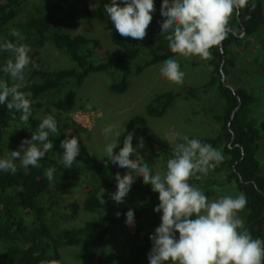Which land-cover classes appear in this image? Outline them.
Wrapping results in <instances>:
<instances>
[{
	"label": "trees",
	"instance_id": "obj_1",
	"mask_svg": "<svg viewBox=\"0 0 264 264\" xmlns=\"http://www.w3.org/2000/svg\"><path fill=\"white\" fill-rule=\"evenodd\" d=\"M27 1L0 0V40L24 43L31 48L21 90L30 92L33 101L27 125H21L20 113L0 105V158H4L5 151L19 146L22 139L30 138L36 131L41 121L37 117L40 110L53 108L57 115H64L71 126L83 130L68 115L82 108L76 103V89L90 74L101 72L111 78L116 74L108 89L123 93L128 88L130 74L129 69L122 68L123 65L142 55L143 62L134 70L140 73L146 67L177 55L170 51L166 34L161 32L145 35L142 41L122 37L106 16L104 5L107 0H56L33 7L22 20H18ZM78 4L84 19H105L112 43L121 48L119 54L105 49L97 38L62 31L64 24L75 19ZM263 22L261 0H247L238 13L234 11L230 16L226 38L209 49L210 58L193 56L207 65L208 80L197 86L167 90L154 96L146 107L148 116L161 118L177 98L197 99L213 93L212 105L196 112L218 124L216 133L189 138L200 139L221 149L223 159L207 175L198 173L199 178L190 177L188 182L203 190L207 197L214 195V188L227 185L238 194L243 193L247 203L238 216L252 237L261 239H264V168L256 159V153L260 143L264 142V116H260L256 108L260 104L259 93L264 92V38L258 39V51L252 52L246 37H259ZM14 29L23 35L22 41L10 35ZM242 29L243 36L240 37ZM48 44L66 55L73 67L47 69L42 50ZM9 58L10 53L0 52V65ZM237 63H240L238 72L243 84L233 88L225 81L228 75L226 66L235 67ZM0 80L11 83L10 77L2 72ZM256 83L262 84L254 87ZM129 133L133 135L136 154L146 151L153 159L165 162L172 157L173 152L150 135L142 115H135L126 122L114 152L123 146L124 137ZM71 136L78 138L80 154L72 167L64 168L60 143ZM50 139L53 149L39 161L40 167L24 168L16 164L15 174L0 172V264H61V250L64 248L75 249L78 259L87 258L94 264H148L152 242L146 229L156 224L159 212H154L153 208L159 203L158 193L137 177L124 202L117 205L111 199L116 190L117 165L108 162L106 156L97 158L90 154L78 134L65 132L61 127L59 134L50 136ZM140 142L142 148H138ZM48 168L56 169L51 181L45 176ZM214 174L221 178H215ZM52 183L62 189L80 187L86 194L83 210L96 214L98 218L70 228L52 224L48 212L60 205L58 195L48 200L44 197ZM102 189L104 203L101 205L98 197ZM129 211L134 214L135 224L131 233L132 247L124 257L109 250L107 238L113 229L125 222V214Z\"/></svg>",
	"mask_w": 264,
	"mask_h": 264
},
{
	"label": "clouds",
	"instance_id": "obj_2",
	"mask_svg": "<svg viewBox=\"0 0 264 264\" xmlns=\"http://www.w3.org/2000/svg\"><path fill=\"white\" fill-rule=\"evenodd\" d=\"M247 0H161L163 23L160 32L166 34L171 52L183 57L199 56L208 59L209 49L219 45L228 32V21L234 11ZM104 11L122 37L142 41L146 35L154 11L153 0H110ZM10 35L22 41L23 35L12 30ZM30 46L11 40H0V52H8L11 58L0 65V72L11 79V83L0 80V105L9 111L20 113L21 125H27L32 115L31 93L24 92L25 69L30 63ZM160 76L176 84L183 82L184 72L175 59H168L160 67ZM125 131L107 125L103 135L110 141L103 153L108 162L127 170L130 174L115 175L116 190L111 199L117 204L124 202L137 177L151 190L158 193L159 203L154 212H160V224L149 235L151 249L148 264H264V239L253 238L238 213L246 206L243 193L224 195L210 200L203 190L191 185L190 177L207 175L223 156L219 150L197 138L177 133L173 155L166 163V172L153 173L148 164L133 148V135L127 134L118 152V138ZM59 134L57 118L49 114L37 125L30 138L22 139L19 150L8 151L6 158H0V172L15 174L19 161L21 166L40 167L39 161L53 149L50 136ZM26 145V147H25ZM64 168L73 166L80 154L76 136L60 143ZM143 143L138 144L142 148ZM130 157H133L130 159ZM55 168H48L46 178L51 181ZM134 174V175H132ZM104 189L99 194L102 205ZM134 214H125V228L134 227ZM178 233V235H177Z\"/></svg>",
	"mask_w": 264,
	"mask_h": 264
},
{
	"label": "rangeland",
	"instance_id": "obj_3",
	"mask_svg": "<svg viewBox=\"0 0 264 264\" xmlns=\"http://www.w3.org/2000/svg\"><path fill=\"white\" fill-rule=\"evenodd\" d=\"M56 0H28L23 7V10L18 15V20H22L27 11H30L35 6H43L47 3ZM154 11L152 20L146 29V35H153L160 32L163 18L161 16V0H153ZM262 2V10L264 14V0ZM110 3V0H107ZM121 3V0H118ZM106 16H108L106 14ZM62 31L66 34H81L87 37L97 38L102 46L108 51L119 54L121 48L112 43L105 19L86 20L81 14V5L76 6V16L72 22L64 24ZM264 38V22L261 27L260 35L257 38L246 37V41L250 43L251 51L257 52L260 48L258 39ZM42 56L45 59L47 69H68L73 67V63L62 52H59L51 45H46L42 50ZM178 61L181 70L184 72L183 82L176 84L160 76V67L165 62H159L152 66L146 67L140 73H135V68L142 63L144 57L138 56L132 62L123 65L122 68L129 69L128 88L123 93H113L109 91V84L116 79L111 78L108 74L94 72L90 74L76 89V103L81 105V109H76L75 112L68 115V118L79 125L74 119V113L78 112V116L87 118L85 127L80 126L83 130L71 126L64 115H57L55 109L50 111L40 110L37 112V117L41 120L49 115H54L58 120V126L63 128L65 132L78 134L86 149L97 158L104 155L103 148L110 141V137L106 138L102 129L111 124L116 128H121L126 125V122L135 115L145 117L150 130V135L159 143L164 144L168 151L173 152L177 143L181 142L177 133H182L189 136H213L218 124L210 117L199 115L196 111L212 105L213 93L205 94L197 99L177 98L171 108L163 117H150L146 114V107L156 95H159L167 90L178 88L180 86H197L208 80L209 71L204 62L198 61L193 56L183 57L179 54L170 58ZM167 61V60H166ZM228 75L225 81L233 88L242 86V80L239 76L241 67L237 63L235 67L226 66ZM121 69V67H120ZM122 70V69H121ZM262 83H256L254 87L261 86ZM215 93V92H214ZM264 92L259 93V106L256 108L260 116H264ZM50 108V107H49ZM92 112V115H90ZM123 133L118 138V144ZM20 146V145H19ZM19 146L12 150H19ZM26 147V145H25ZM116 148L114 149V151ZM221 152V149H217ZM11 151V150H9ZM146 151H140L136 155L140 156L152 169L153 173L160 172L163 175L166 172L165 161L155 160ZM8 151H5L4 158L7 157ZM222 154V152H221ZM256 159L264 168V142L260 143L256 153ZM17 165H21L17 160ZM121 176L130 174L125 169L116 167ZM80 175V174H79ZM134 175V174H132ZM81 176V175H80ZM215 178L220 179L221 176L214 174ZM238 193L231 185L214 188V195L208 197L210 200H215L224 195L235 196ZM58 195L60 197V205L53 212H48V218L58 227H77L88 221L98 218L96 214H91L83 210V200L86 196L85 192L78 186L68 189L58 188L54 183L51 184L49 190L45 194V199ZM159 212L156 224L148 227L146 233L148 236L154 232V229L160 224ZM132 228H125V222L121 223L113 229L107 238V247L113 253L121 254L127 257L132 247L131 240ZM178 235V233H177ZM61 264H94L93 260L87 258L78 259L76 250L72 248H64L61 250Z\"/></svg>",
	"mask_w": 264,
	"mask_h": 264
},
{
	"label": "built area",
	"instance_id": "obj_4",
	"mask_svg": "<svg viewBox=\"0 0 264 264\" xmlns=\"http://www.w3.org/2000/svg\"><path fill=\"white\" fill-rule=\"evenodd\" d=\"M78 112H80V111H78ZM78 112L74 113V115H73V119H74V120H75L80 126L87 128V126H86V123H87V121H88L87 118L84 119L83 117L78 116V114H77ZM90 115H92V112H91Z\"/></svg>",
	"mask_w": 264,
	"mask_h": 264
},
{
	"label": "water",
	"instance_id": "obj_5",
	"mask_svg": "<svg viewBox=\"0 0 264 264\" xmlns=\"http://www.w3.org/2000/svg\"><path fill=\"white\" fill-rule=\"evenodd\" d=\"M243 36V29H242V32L240 33V37Z\"/></svg>",
	"mask_w": 264,
	"mask_h": 264
}]
</instances>
